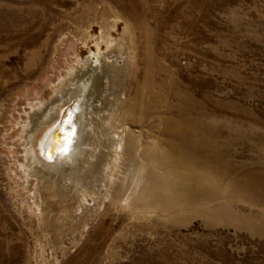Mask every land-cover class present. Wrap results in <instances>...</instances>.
Returning a JSON list of instances; mask_svg holds the SVG:
<instances>
[{
    "label": "rangeland",
    "instance_id": "rangeland-1",
    "mask_svg": "<svg viewBox=\"0 0 264 264\" xmlns=\"http://www.w3.org/2000/svg\"><path fill=\"white\" fill-rule=\"evenodd\" d=\"M90 55L126 206L28 164ZM0 264H264V0H0Z\"/></svg>",
    "mask_w": 264,
    "mask_h": 264
},
{
    "label": "bare ground",
    "instance_id": "bare-ground-1",
    "mask_svg": "<svg viewBox=\"0 0 264 264\" xmlns=\"http://www.w3.org/2000/svg\"><path fill=\"white\" fill-rule=\"evenodd\" d=\"M98 56L90 55L84 61V66L93 76L91 84L79 82L73 88L76 92L87 89L89 95L82 100L67 97L66 107L58 105L50 115L45 109L43 118L36 120L38 124L35 122L34 127L37 128L27 138L28 164H36L37 172L49 171L46 175L51 177L54 185L74 196H77V191L83 192L87 188L88 193L98 200L111 196L116 203L126 206L130 194L125 179L119 174L112 178L111 172L122 174L124 168L119 165H124L128 151L123 150L125 144L121 143L120 135L113 139L114 136L106 134L105 128L100 125L98 130L97 123L93 122L95 111L101 114L104 100L96 99L104 97V90H108V85L101 80L107 79V67H110L109 62L101 61ZM95 103L99 108L94 106ZM43 105L38 104L34 111L43 109ZM80 125L81 131L78 129ZM78 198H81V204H86L84 195L79 194Z\"/></svg>",
    "mask_w": 264,
    "mask_h": 264
}]
</instances>
